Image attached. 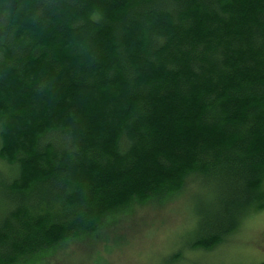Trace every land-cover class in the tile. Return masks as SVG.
Masks as SVG:
<instances>
[{
    "label": "trees",
    "instance_id": "trees-1",
    "mask_svg": "<svg viewBox=\"0 0 264 264\" xmlns=\"http://www.w3.org/2000/svg\"><path fill=\"white\" fill-rule=\"evenodd\" d=\"M0 160V264L186 190L226 242L264 210V0H0Z\"/></svg>",
    "mask_w": 264,
    "mask_h": 264
},
{
    "label": "rangeland",
    "instance_id": "rangeland-1",
    "mask_svg": "<svg viewBox=\"0 0 264 264\" xmlns=\"http://www.w3.org/2000/svg\"><path fill=\"white\" fill-rule=\"evenodd\" d=\"M4 166L0 162V173L3 171L8 175L9 171ZM192 192L186 190L163 206H137V209L123 213L120 220L110 222L102 231L103 237L57 244L38 256L26 259L22 264L264 262V210L250 214L252 216L243 221L241 227L226 242L214 249L206 251L194 248L192 242L200 232V217L193 211V199L200 192Z\"/></svg>",
    "mask_w": 264,
    "mask_h": 264
},
{
    "label": "bare ground",
    "instance_id": "bare-ground-1",
    "mask_svg": "<svg viewBox=\"0 0 264 264\" xmlns=\"http://www.w3.org/2000/svg\"><path fill=\"white\" fill-rule=\"evenodd\" d=\"M2 142H4V141H2ZM1 145H2V143H1ZM3 251V250H2Z\"/></svg>",
    "mask_w": 264,
    "mask_h": 264
}]
</instances>
